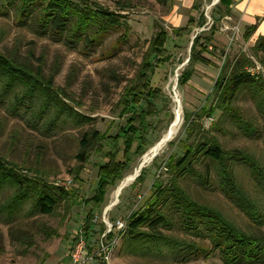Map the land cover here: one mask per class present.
<instances>
[{"label": "rangeland", "instance_id": "rangeland-1", "mask_svg": "<svg viewBox=\"0 0 264 264\" xmlns=\"http://www.w3.org/2000/svg\"><path fill=\"white\" fill-rule=\"evenodd\" d=\"M121 1L124 4L131 2V8L119 11L113 0H98L96 3L104 10L119 12L125 16L128 27L100 37L95 46L87 49L83 43L67 45L66 36L41 33L35 19L40 12H35L34 17L30 16L24 21L18 12L23 0H13V3L12 0H0V50L5 54H16L19 59L34 54V69L38 66L37 59L43 55L46 60L42 70L44 81L51 80L54 88L71 100H67V103L93 119L91 125H69L62 132L49 136L44 132L28 129L24 123L10 117L5 109L0 108V157L18 166L22 174L31 178L37 177L25 168L37 170L43 174L46 182L61 186L69 193L52 216H22L10 226L0 223V264H58V261L68 258L75 232L83 228L85 217L90 213L93 218H98L95 231L89 237L91 247L94 248L104 230L101 223L103 215L108 212L107 217L111 221L125 220L132 212L141 208L152 195L154 181L167 184L170 180L171 173L166 168L170 158L172 160L183 156L187 148L197 141L214 138L227 150L246 151L264 168V105L259 100L261 97L253 98L245 91L235 102L241 114L256 122L254 134H246L234 125H223L218 130L217 124L223 123L220 122L222 112L216 110L210 114V109L215 104L214 85L219 74L225 75L228 80L233 64L242 56L254 63L249 70L264 83V54L252 49L254 42L247 38L245 26L233 12L237 1L234 0L228 15L221 0L217 3L215 0H198V9L193 12V17L198 20L203 13L206 25L196 27L189 33L183 32L180 38L175 36L174 29L186 27L191 11L182 8L173 10L169 4L162 5L156 0ZM214 21L213 42L204 52L208 64H196L191 80L180 86L179 78L190 64L193 40L199 34L209 36ZM159 28L170 35L171 41L167 49L171 53V59L155 72L154 69L148 71V76L142 80L141 85L139 74L150 41L159 32ZM148 79L151 80L152 89L156 91V97L152 104L143 102L140 107V110L148 113L145 127L148 144L145 153L131 157L130 168L109 187L102 205L93 207L86 202L97 189L99 167L107 161L103 155L109 151V147L107 142L100 143L90 153L87 162L80 166L76 160L80 137L83 132L93 128L104 138L116 136L125 127L129 113L132 112L128 105V93L132 89L141 90ZM138 83L140 87L137 86ZM174 87L180 96L183 110V122L178 135L160 150L156 161L153 160L143 168V182L136 184L135 180L123 190L118 200L115 199V191L120 182L134 172L143 156L163 137L174 121ZM191 122L192 129L188 127ZM118 157L121 159V154ZM249 174V170L244 167L237 171L242 186L253 198H258L259 195L255 193L257 184L254 185ZM186 187L195 199L219 209L240 227H249L264 234V225L252 227L246 215L236 209L216 186L202 189L195 183L188 182ZM4 196L8 197V194ZM114 202V206L110 207ZM206 244L208 243L205 242L202 246ZM121 245L120 241L111 264H175L171 259L123 255ZM187 264L224 263L218 255L212 254Z\"/></svg>", "mask_w": 264, "mask_h": 264}, {"label": "trees", "instance_id": "trees-1", "mask_svg": "<svg viewBox=\"0 0 264 264\" xmlns=\"http://www.w3.org/2000/svg\"><path fill=\"white\" fill-rule=\"evenodd\" d=\"M98 0H23L18 9L26 21L35 12H40L36 19L41 33L66 36L67 45L83 43L89 49L98 43V39L113 31L128 27L126 17L119 12H110L99 7ZM119 11L131 8V2L113 0ZM162 5L173 6V0H156ZM13 3V0L12 2ZM227 14L231 12L232 0H221ZM197 4L193 10H197ZM264 20V18H263ZM35 21V22H36ZM206 25L203 13L198 20L191 16L185 28L174 29L177 38L183 32H191L196 27ZM215 21L209 36L199 34L192 42L189 66L184 69L179 85H186L195 73L198 63L208 64L204 52L213 42ZM257 25L247 27L246 36H251ZM170 35L163 28L151 39L140 71V84L148 76V71H156L170 61L171 53L167 49ZM175 47L177 46L174 44ZM256 53L264 54V36L257 39L252 48ZM29 54L19 59L16 54H5L0 50V108L5 109L10 117L17 119L35 132L49 136L58 134L69 125L84 127L91 125L93 119L75 110L66 101L69 100L62 91L54 88L51 80L44 81L42 70L46 60L42 55L37 59L34 69ZM254 63L242 56L233 64L229 78L219 74L214 85L215 104L210 114L216 110L222 112L218 130L223 125H234L246 134L256 133L254 120L241 114L235 105L236 99L245 91L264 105V83L249 71ZM150 79L141 90L132 89L129 94V107L132 112L126 125L116 136L104 138L96 129H90L80 137L79 152L76 160L84 165L90 153L102 142H107L109 151L104 153L107 161L99 167V181L93 197L87 201L93 207H100L104 202L109 187L121 179L130 168L132 156H142L148 144L146 121L148 113L140 110L141 105L152 104L156 91L152 89ZM139 83L137 84L140 87ZM146 90H143V89ZM158 91V90H157ZM263 99V101H262ZM73 104V103H72ZM188 127L192 129L193 122ZM146 129V131H144ZM189 133V132H188ZM121 154V159L119 155ZM157 158L154 159L156 161ZM171 178L167 184L154 181L152 195L137 211L127 219L126 232L121 235V252L127 255L171 259L175 264H187L199 257L218 255L224 264H264V234L253 229L242 228L231 221L219 209L195 199L187 190L188 182L195 183L202 189L216 186L219 192L230 199L236 209L245 214L255 226L264 225V168L240 149H225L214 138L192 143L185 154L166 163ZM244 167L250 172L252 182L257 184L259 195L253 198L241 184L237 171ZM24 169V168H23ZM35 173L38 178L24 175L18 166L0 157V223L10 226L14 221L31 215L52 216L58 206L65 201L69 193L61 186L46 182L43 174ZM142 174L136 184L143 182ZM135 185V184H134ZM8 194V197L4 195ZM28 213V214H27ZM92 213L85 217L83 232L90 243V234L95 231ZM251 225V224H249ZM258 230H260L258 228ZM102 231V230H101ZM113 238V235L111 236ZM206 246H202L203 244Z\"/></svg>", "mask_w": 264, "mask_h": 264}, {"label": "built area", "instance_id": "built-area-1", "mask_svg": "<svg viewBox=\"0 0 264 264\" xmlns=\"http://www.w3.org/2000/svg\"><path fill=\"white\" fill-rule=\"evenodd\" d=\"M107 213L101 218L104 230L100 234L93 250L90 249L83 228L75 232L67 255L70 264H111L113 254L120 243L121 235L126 232L127 219L111 221L107 217ZM93 223H98L97 217L93 218ZM112 235L113 238H111Z\"/></svg>", "mask_w": 264, "mask_h": 264}, {"label": "crops", "instance_id": "crops-1", "mask_svg": "<svg viewBox=\"0 0 264 264\" xmlns=\"http://www.w3.org/2000/svg\"><path fill=\"white\" fill-rule=\"evenodd\" d=\"M198 0H173V10L182 8L184 10L191 11V16L194 15L193 6L197 4ZM234 3V0H232ZM234 13L239 17L240 23L245 26V32L247 27L257 25L254 35L247 37L250 38L254 45L257 39L264 36V0H236ZM189 21V19H188ZM188 23V22H187ZM253 45V46H254ZM68 258L63 261H58V264H69Z\"/></svg>", "mask_w": 264, "mask_h": 264}, {"label": "bare ground", "instance_id": "bare-ground-1", "mask_svg": "<svg viewBox=\"0 0 264 264\" xmlns=\"http://www.w3.org/2000/svg\"><path fill=\"white\" fill-rule=\"evenodd\" d=\"M217 2H218V0H215V3H217ZM173 90H174V101L176 104L174 121L171 123V125L169 126V128L167 129V131L163 135V137L155 145H153L147 151V153L143 156L139 166L134 170V172L131 173L130 175L126 176L124 178V180L122 182H120V184L118 185V187L116 188V191H115V199L118 200V198L121 195V193L123 192V190L126 187H128L130 184H132L137 179V177L139 176L140 171H141V165L144 164V168H145L146 165L150 164L156 158V157L154 158V152L156 150L155 148H158L160 143H161V145H160L161 148H163L165 145H167L169 142H171L173 139H175L176 136L178 135L180 127H181L182 122H183V110H182L181 99H180V96L177 92L176 87H174ZM168 136H169V138H168ZM115 202L110 207L114 206Z\"/></svg>", "mask_w": 264, "mask_h": 264}, {"label": "water", "instance_id": "water-1", "mask_svg": "<svg viewBox=\"0 0 264 264\" xmlns=\"http://www.w3.org/2000/svg\"><path fill=\"white\" fill-rule=\"evenodd\" d=\"M168 138H169V136H168ZM160 145H161V143H160ZM160 145H159L158 148H155L156 150H155V152H154V158L157 157L158 152L162 149ZM143 168H144V164L141 165V171L143 170ZM141 171H140V173H141ZM139 176H140V174H139ZM139 176H138V177H139Z\"/></svg>", "mask_w": 264, "mask_h": 264}]
</instances>
